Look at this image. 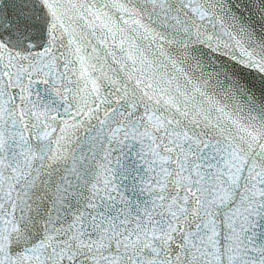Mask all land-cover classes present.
Here are the masks:
<instances>
[{
    "label": "snow or ice",
    "instance_id": "snow-or-ice-1",
    "mask_svg": "<svg viewBox=\"0 0 264 264\" xmlns=\"http://www.w3.org/2000/svg\"><path fill=\"white\" fill-rule=\"evenodd\" d=\"M0 264H264V0H0Z\"/></svg>",
    "mask_w": 264,
    "mask_h": 264
}]
</instances>
